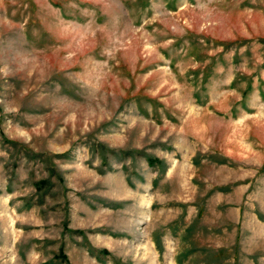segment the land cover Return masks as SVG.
<instances>
[{"label": "rangeland", "instance_id": "374dc122", "mask_svg": "<svg viewBox=\"0 0 264 264\" xmlns=\"http://www.w3.org/2000/svg\"><path fill=\"white\" fill-rule=\"evenodd\" d=\"M0 264H264V0H0Z\"/></svg>", "mask_w": 264, "mask_h": 264}]
</instances>
